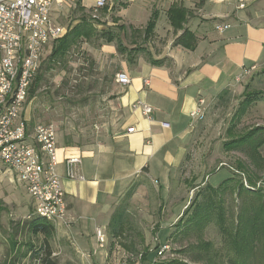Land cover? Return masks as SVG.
Returning a JSON list of instances; mask_svg holds the SVG:
<instances>
[{
  "label": "crops",
  "instance_id": "obj_1",
  "mask_svg": "<svg viewBox=\"0 0 264 264\" xmlns=\"http://www.w3.org/2000/svg\"><path fill=\"white\" fill-rule=\"evenodd\" d=\"M97 1L53 0L50 17L68 31L81 16L94 13ZM119 3L122 7L113 1L106 6V25L98 28L113 30L124 25L127 30L120 36L128 39L126 46L140 50L127 58L117 54L114 43L100 42L99 52L112 60L116 69L112 81L118 122L103 130L91 145L59 140L56 133L57 171L62 178L69 223L68 227H55L56 239L68 241L78 257L93 251L97 253L92 257H108L110 219L137 181L157 184L158 197L167 202L197 123L192 121L191 113L198 99L203 98L206 104L223 90L237 88L235 78L264 61V0H245L244 9L237 8L236 0ZM174 5L189 13L177 30L168 18V10ZM76 13L81 16L76 17ZM111 18L118 19L117 23ZM151 20L154 29L149 39L132 35L131 29L143 30ZM219 26L225 28L219 31ZM184 30L196 38L192 50L175 44ZM117 73L126 74L130 84L119 86L115 82ZM136 103L151 107V118L143 115L140 107L133 108ZM129 129L133 132L129 133ZM69 156L80 157L77 174L82 179L65 178L63 164ZM186 198L184 195L171 204L175 217L183 212ZM30 206L33 211L32 201ZM174 219L165 225L166 229ZM97 228L106 236L104 249L96 247Z\"/></svg>",
  "mask_w": 264,
  "mask_h": 264
},
{
  "label": "rangeland",
  "instance_id": "obj_2",
  "mask_svg": "<svg viewBox=\"0 0 264 264\" xmlns=\"http://www.w3.org/2000/svg\"><path fill=\"white\" fill-rule=\"evenodd\" d=\"M75 16L81 15L76 13ZM92 18L99 21L95 27L102 31L98 26L106 25L104 15L96 12ZM60 39L47 49L38 72L42 81L33 97L27 98L24 116L31 128L36 124H52L59 140L91 145L98 141L103 130L119 119L113 102L115 65L99 52L103 41L93 38L74 47L63 61L52 62L50 66L49 57ZM122 41L128 45V39L122 38ZM245 93L254 101L241 114L239 108ZM205 108L204 118L192 131L178 180L173 183L167 202L158 197L157 184L137 181L132 194L129 197L125 194L119 203L126 207V223L121 235L109 238L108 257H78L68 241L60 242L55 237L53 249L59 264H147V261L264 264L262 239L256 242L251 254L239 255L234 238L239 216L253 212L251 208L264 201V173L254 168L245 149L225 151L223 148L226 141L257 127L264 132V61L255 66L237 88L229 89L224 102H218L215 97ZM259 153L264 157V145ZM238 163L245 166L241 174L237 171ZM231 177V182L221 185ZM248 177L255 181V187L250 186ZM207 184L218 188L217 193ZM241 184L249 191L241 190ZM184 195H187V203L181 215L175 217L171 204ZM30 203L31 196L22 184H12L8 177H0V264H7L15 256L9 249L11 239L19 244L21 251L25 249L27 235L22 225L30 216ZM220 214L222 222H219ZM172 219V225L166 229L165 225ZM160 225H164V229H160ZM164 245L168 250L158 257L157 251ZM145 256L147 260L142 262ZM20 264H28V260Z\"/></svg>",
  "mask_w": 264,
  "mask_h": 264
},
{
  "label": "built area",
  "instance_id": "obj_3",
  "mask_svg": "<svg viewBox=\"0 0 264 264\" xmlns=\"http://www.w3.org/2000/svg\"><path fill=\"white\" fill-rule=\"evenodd\" d=\"M113 0H98L94 13ZM237 8H245V0H236ZM53 0H0V177L12 184H22L31 196L33 214L57 226H69L68 205L58 174L56 129L52 124H36L32 128L24 116L28 92L37 76L47 49L67 30L50 17ZM96 17V16H94ZM224 26L217 29L222 31ZM255 67L245 69L235 78L240 83ZM119 86L130 84L124 73L115 74ZM147 84V81H145ZM142 114L152 116V108L136 103ZM205 101L199 98L191 113L194 122L205 116ZM133 132L132 129L128 130ZM81 159L69 156L64 160L65 178L82 179L77 170ZM30 216H28L29 218ZM98 249H104L106 236L95 230ZM168 250L157 251L160 257ZM96 251L84 255L92 257Z\"/></svg>",
  "mask_w": 264,
  "mask_h": 264
},
{
  "label": "trees",
  "instance_id": "obj_4",
  "mask_svg": "<svg viewBox=\"0 0 264 264\" xmlns=\"http://www.w3.org/2000/svg\"><path fill=\"white\" fill-rule=\"evenodd\" d=\"M112 3V2H111ZM122 7L121 3H114ZM102 14L105 15L108 13V9L104 7L101 9ZM99 11H97L98 13ZM188 11L182 6L174 5L168 10V18L170 24L174 29H181L182 24L185 22ZM93 14H84L80 17L79 22L70 28L66 35L55 43V46L52 50V53L49 57V65L52 66V62L56 64L57 62L63 61L70 51L78 46L81 43L89 42L93 38L97 41H104L106 43H114L116 52L118 55L123 57H130L136 51L140 50L138 47L134 49H129L122 41V38L118 32H125L126 27L124 25H117L118 32L114 30H102L98 31L95 25L100 24L99 21L92 18ZM113 23H117L118 19H112ZM154 29V20H151L143 30H134L131 29L132 35H142L144 41L149 39L153 34ZM176 45H180L187 50H192L196 45L195 36L184 30L183 34L175 41ZM157 63V62H154ZM94 64V63H93ZM49 69V66L47 67ZM113 77V76H112ZM42 81V75L39 73L34 82L32 83L29 92L28 99L33 97V94L36 88ZM229 94V89H225L216 96L218 102H224L225 96ZM254 100L248 97V94L245 93L243 101L240 103L239 113L243 114L245 107L251 105ZM243 107V108H242ZM262 128H255L247 133L243 134L238 138L231 139L226 141L223 144L225 151L245 149L247 157L250 159L252 165L257 171L264 173V157L260 155L259 149L264 145V132H261ZM261 134V135H260ZM245 170V166L242 163H238L237 171L241 174ZM259 178V177H258ZM233 177L224 181V185L228 182H231ZM248 183L251 187H255L256 183L252 178L248 177ZM264 183V177H263ZM207 187L212 190V192L217 193L218 188L214 189ZM240 189L248 192L249 190L245 189L241 184ZM134 190L132 186L128 191L126 196L129 197ZM259 194L262 191H256ZM262 194V193H261ZM264 202V201H263ZM259 204L256 208L252 207L251 213L239 216L238 228L235 233V248L236 252L241 255H249L253 251L256 242H260L262 239L264 244V203ZM198 214L196 213L194 217L197 218ZM127 211L125 205H119L113 216L110 219L107 233L108 237L112 238L117 235H121L123 228L126 223ZM219 222H222V214L219 215ZM194 220V219H193ZM22 230H25L27 235V241L23 244L25 248L24 251H21L19 244L11 239L9 242V249L15 255L11 257V260L7 264H20L22 260H28V264H59L55 256L53 249V241L56 237V228L55 226L48 222L47 220L38 217L33 214L31 211L30 217L23 222ZM146 256L143 257L142 262H144ZM147 264H157L155 261L148 262ZM244 264V261L241 262Z\"/></svg>",
  "mask_w": 264,
  "mask_h": 264
},
{
  "label": "water",
  "instance_id": "obj_5",
  "mask_svg": "<svg viewBox=\"0 0 264 264\" xmlns=\"http://www.w3.org/2000/svg\"><path fill=\"white\" fill-rule=\"evenodd\" d=\"M120 0H113V2L118 3Z\"/></svg>",
  "mask_w": 264,
  "mask_h": 264
}]
</instances>
